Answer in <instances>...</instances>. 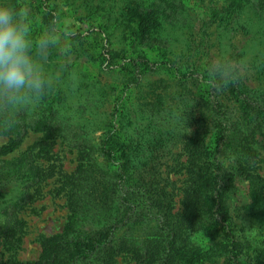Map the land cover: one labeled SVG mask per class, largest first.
Masks as SVG:
<instances>
[{"label":"trees","instance_id":"obj_1","mask_svg":"<svg viewBox=\"0 0 264 264\" xmlns=\"http://www.w3.org/2000/svg\"><path fill=\"white\" fill-rule=\"evenodd\" d=\"M172 1L0 0V264H264V37L251 35L252 60L229 42L264 0H195L206 17L192 25L163 21ZM63 19L85 30L63 33ZM27 133L40 138L9 156ZM56 140L74 154L70 173ZM174 147L176 212L159 172ZM48 183L66 219L18 260L20 214Z\"/></svg>","mask_w":264,"mask_h":264},{"label":"rangeland","instance_id":"obj_2","mask_svg":"<svg viewBox=\"0 0 264 264\" xmlns=\"http://www.w3.org/2000/svg\"><path fill=\"white\" fill-rule=\"evenodd\" d=\"M183 2V0H174L171 2L172 7V13H169V17L163 19L166 20V22L169 23V25H174L176 23H180L181 21L183 24H186L188 20H190L191 24V18L192 22L199 19H204L205 13L203 10H198L196 8L195 0H186L185 7L191 8L192 12H194L195 16H192L191 14H186V16L181 13L180 11L184 8L180 3ZM208 3L210 0H204ZM215 5L219 6V3L222 2V0H214ZM155 6L162 8L163 4L159 1H155ZM244 14V13H243ZM242 18L245 19L246 24L245 26L248 29L247 35H237L238 33H234L230 37V43L231 47L237 52H243V59L244 60H252L253 55L258 52V49L260 46L257 45V42L253 41L252 39H256L252 36H256L257 38L264 37L262 35V29L264 27V24H258V19L264 20V9L260 10L256 7L254 3H250L247 5V9L245 11V14L242 15L241 18H239L237 21L239 24H244L242 21ZM165 22V21H164ZM194 24V23H193ZM192 25V24H191ZM57 29H59L61 32L68 34L71 32H83L85 30L84 26L78 25L75 23H72L69 19H63L59 21L56 24ZM254 32V34H252ZM264 34V33H263ZM252 35V36H251ZM224 37V36H222ZM63 44V40H59L56 42V45L61 46ZM213 52H215V49H212ZM223 53V51L221 52ZM227 53H225L222 57H225ZM236 65L240 69V71L244 72L248 78H252V73L249 70L248 71L239 63L236 62ZM82 67L81 63H77L75 67V72L79 70ZM91 70V66L89 67V71ZM248 72V73H247ZM255 82L257 80L255 79ZM100 132H95L93 135L97 136ZM40 138V135L38 134H32L27 133L24 138L22 139L19 146L16 148V150L9 156L14 157L18 155L19 153L23 152L26 148L30 147L32 144H34L38 139ZM6 138H0V145L5 144ZM60 140H56V143L52 146L51 151L55 154L58 162H60L61 169L65 173H70L74 170L76 161H74V154L67 150V148L64 147L63 144H60ZM256 151L257 153H262L260 155L261 158H264V142L256 139ZM180 154V150L178 147H174L170 153V155L162 161V164L160 165L159 172L163 178H166V185L168 186V190L171 191L173 205H174V212L179 211V197H180V190L182 187V181L183 176L181 173H177L173 171V169H170L166 167V164H173L171 160H168L170 156ZM174 159V157H172ZM183 159V157L180 159V161ZM165 161V162H164ZM259 174L264 176V163H261ZM52 184L48 183L46 187L43 188L44 195L39 198L38 200L33 201L28 208L20 214V217L22 218L24 222V233L20 238L18 247L14 249V255L18 260L25 261V260H34L39 255V248H38V239L39 237H48L51 236L57 232H59L64 224V221L66 219L67 215V209L64 205V200L62 197L59 196H53L52 194H47L46 191L51 189ZM245 183L242 181L237 180L236 181V192H235V198L238 204H243L247 201V197L245 196ZM9 257V254L2 251L0 248V261L4 260L5 258ZM117 264H134L130 261H128L127 258L119 259Z\"/></svg>","mask_w":264,"mask_h":264}]
</instances>
